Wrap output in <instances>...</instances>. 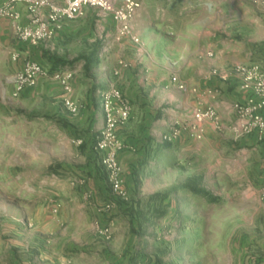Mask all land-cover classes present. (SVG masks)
<instances>
[{
	"label": "crops",
	"instance_id": "crops-1",
	"mask_svg": "<svg viewBox=\"0 0 264 264\" xmlns=\"http://www.w3.org/2000/svg\"><path fill=\"white\" fill-rule=\"evenodd\" d=\"M5 1L0 0V4ZM137 1L142 6L134 19V29L141 44L136 60L128 62L130 68H121L118 63L131 58L128 53H121L120 46L126 45L127 49L132 42L128 40L121 45L115 42L116 51L107 49L105 59L99 60L98 67L89 73L94 72L93 80L79 88L76 79L73 81L75 93L81 97L79 116L88 122L87 129L95 125L101 128L104 124L101 105L104 90H100V83H106L105 86L116 83L132 103L130 121L119 129L120 137L129 147L119 155L129 199L136 198L143 168L161 150L154 144H162L160 137L168 131L174 118L213 104L225 126L232 124L233 104L244 102L249 93L242 89L239 74L230 72L223 80L214 76L213 70H230L238 64L257 63L264 67V0ZM14 39L10 21L1 20L0 46L11 47ZM26 45L32 46L19 40L14 46L22 49L19 51L22 56L33 55L36 59L32 60L44 67L38 60L42 55L35 47L46 48L43 45L25 48ZM117 70L119 75L115 74ZM4 74L3 71L1 75ZM173 76L201 93L213 91L215 98L179 90L171 81ZM6 78L5 85L13 93L14 86ZM45 91L41 83L26 88L16 103L32 104L42 98ZM97 135L91 136L87 145L93 158L92 145ZM174 144L184 151L215 160V168L234 167L252 174L263 170L261 179L264 178V140L256 135L236 139L229 129L218 132L208 127L204 140L197 142L184 137ZM62 167L64 170H57L58 175L51 180L56 185V191L51 193L59 203L37 209L28 217L30 228L18 219L20 217H12L7 240L0 226V264H264V204L259 198L254 200L262 205L252 208L242 204L225 210L211 209L204 203L202 208L186 206L181 229L188 234L202 235L187 236L184 253L183 240L170 244L171 253H167L160 243L149 246L138 236L139 229L134 224L120 225L122 212H99L102 202L122 200L113 196L106 182L107 174L101 171L98 162L90 161L84 167ZM235 198V201L242 200ZM126 203L124 210L130 207L129 200ZM3 214L7 215L6 209ZM3 214L0 210V217ZM110 215L117 217L110 218ZM110 220L114 226L113 238L106 241L97 236L95 226H106ZM121 231L126 237H121ZM211 232L217 235L212 244L207 243L205 235ZM206 256H210V262L204 259Z\"/></svg>",
	"mask_w": 264,
	"mask_h": 264
},
{
	"label": "rangeland",
	"instance_id": "rangeland-1",
	"mask_svg": "<svg viewBox=\"0 0 264 264\" xmlns=\"http://www.w3.org/2000/svg\"><path fill=\"white\" fill-rule=\"evenodd\" d=\"M114 36L115 23L112 17L103 15L99 10L91 9L85 17L67 23L54 42L45 47L46 49L35 47L42 55L38 60L48 72V75L41 78L38 83L46 87V93L42 98L40 96L37 101L27 105L16 103L22 93L14 97L11 89L5 85V78L21 70L27 60L36 58L33 55L22 56L19 53L22 49L14 46L18 41L17 38V40H12L13 46L11 47L6 44L0 46V147H2V153L0 152L2 157L0 210L3 214L6 209L7 214L0 217V226L5 231L4 239L10 238L12 217H20L18 219L30 228L31 221L28 217L33 215L37 209H47L49 205L59 203L58 198L51 193V191H56V185L51 180L54 175H58L57 170H64L62 166L84 167L90 161L98 162L102 167L101 171L106 173L99 157L93 154V158L87 149L91 138L95 137L102 127L95 125L87 129L85 126L88 122L81 120L79 115H71L66 110L63 103L64 89L59 82L53 79V75L55 72L71 70L75 72L74 80L76 79L77 87H84L88 81L93 80L91 78H95L93 71L98 65H93L92 73L86 75L83 71L84 61L79 58L89 56L93 50H98L99 60H104L107 49L111 52L116 51L117 45L115 44L121 45L128 41L118 43ZM128 45L127 49L126 45L120 47L123 50L121 53H128L131 56L126 60L130 63L136 60L135 55L140 45L136 43ZM30 47L32 46H25V48ZM15 53L20 56L17 60L13 58ZM3 71L5 74L2 76ZM105 85L106 83L99 84L101 91L117 84L110 82L108 86ZM73 97L77 101L81 100V97L76 95L75 89ZM78 103L82 106L80 101ZM90 132L92 135L88 134ZM74 140H83V144L77 145L73 142ZM162 144H154L155 148L161 150L147 167L143 168V180L137 189L136 198L131 196L129 199V206L133 210L130 207L123 209L128 206L126 203L128 201L118 202L114 199L106 201L114 204L111 211L101 210L104 202L98 207L101 213L110 214L115 210L122 212L120 225L134 224L137 226L138 236L144 238L149 246L154 247L155 244L160 243L164 252L171 253L170 244L183 240L185 247L182 253H184L187 236L202 235L188 234L181 229V220H184L186 206L195 205V207L202 208V203H204L209 204L211 209L225 210L232 208L234 204H242L246 208L264 204L260 193L264 184V178L261 179L263 170L252 174V172L246 173L243 169L234 167L218 169L213 167L215 160H210L211 158L207 159L206 156L184 151L182 147L175 146V144H168L165 147ZM50 167H53V170H50ZM66 170L65 172H68V169ZM82 174H85V171ZM194 177H200L201 180L198 179V183L216 198L215 202H208L202 197L197 198L196 195L181 189L189 179ZM260 180L262 181L259 182ZM106 182L111 188L108 176ZM154 195L159 197L150 201V197ZM163 196L166 198L161 199ZM234 196H236L235 199L241 198L242 200L235 201ZM254 198L261 199L262 204ZM161 214L165 215L163 219H159ZM110 216L113 218L115 215ZM107 225L112 227L113 233L114 226L111 220ZM155 229L158 232H155ZM120 235L124 238L127 234L121 231ZM205 235L207 243L210 244L214 243L217 238L214 232ZM49 237L52 236L49 235ZM204 259L210 262V256Z\"/></svg>",
	"mask_w": 264,
	"mask_h": 264
},
{
	"label": "built area",
	"instance_id": "built-area-1",
	"mask_svg": "<svg viewBox=\"0 0 264 264\" xmlns=\"http://www.w3.org/2000/svg\"><path fill=\"white\" fill-rule=\"evenodd\" d=\"M141 6L137 0H6L0 4V21H10L13 33L19 41L32 46L48 47L67 23L85 17L91 9L99 10L103 15L112 17L116 42L124 43L129 40L140 45L141 39L135 32L134 19ZM23 19L26 21L23 22ZM209 56L213 54L209 53ZM19 57L17 53L13 55L14 60ZM118 64L121 68H129V64L123 60ZM230 72L241 76V87L249 93L244 102L233 104L232 124L226 127L216 107L208 104L195 108L190 114L174 118L168 131L161 135V143L173 144L184 137L200 142L204 140L208 127L218 132L229 129L236 139L256 135L259 140H264V67L257 63L238 64L230 70L215 69L212 74L225 80ZM115 74L119 75V70ZM47 75L48 72L40 63L27 60L21 70L8 76L6 80L14 86L13 96L18 97L26 88L35 87ZM74 77L75 72L71 70L55 72L53 75V79L64 89V107L71 115L77 116L82 106L73 97ZM171 81L179 90H190L200 96L210 95L215 98L213 91L201 93L195 87L189 88L178 76H173ZM101 105L104 124L92 145V151L99 157L107 173L112 194L122 201H128L130 195L124 185L119 155L129 147L120 137L119 129L129 122L132 105L117 85H111L101 93ZM73 142L77 145L83 144V140ZM260 193L264 199V184ZM113 208V203L106 202L101 210L108 212ZM95 229L96 234L106 241L113 238L110 225H96Z\"/></svg>",
	"mask_w": 264,
	"mask_h": 264
},
{
	"label": "trees",
	"instance_id": "trees-1",
	"mask_svg": "<svg viewBox=\"0 0 264 264\" xmlns=\"http://www.w3.org/2000/svg\"><path fill=\"white\" fill-rule=\"evenodd\" d=\"M79 60H82L85 62L84 64V73L87 75L91 72L92 70V66L93 65H98L99 63V51L98 50H93V52L89 55V56H81L79 58ZM162 146H168L167 143L162 144ZM50 170H53V167L49 168ZM198 179H200V177H194L189 179L183 186H182V190L187 191L191 194H194L198 197H202L204 199H206L208 202H215L216 198H214V196H212L210 194L209 191H207L206 189L202 188V186L200 185V183H198ZM201 180V179H200ZM166 196V195H165ZM159 196L154 195L150 197V201L155 200L156 198H158ZM166 198V197H165ZM164 196L161 199H165ZM164 214H161L159 219H163L164 218Z\"/></svg>",
	"mask_w": 264,
	"mask_h": 264
}]
</instances>
